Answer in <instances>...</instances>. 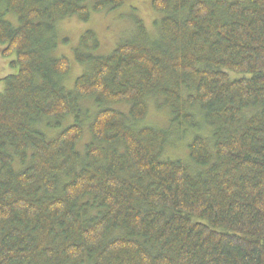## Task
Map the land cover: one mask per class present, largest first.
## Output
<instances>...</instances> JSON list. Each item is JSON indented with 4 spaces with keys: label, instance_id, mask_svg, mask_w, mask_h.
Returning <instances> with one entry per match:
<instances>
[{
    "label": "trees",
    "instance_id": "obj_1",
    "mask_svg": "<svg viewBox=\"0 0 264 264\" xmlns=\"http://www.w3.org/2000/svg\"><path fill=\"white\" fill-rule=\"evenodd\" d=\"M123 1L0 0V264H264V0H151L69 86Z\"/></svg>",
    "mask_w": 264,
    "mask_h": 264
},
{
    "label": "rangeland",
    "instance_id": "obj_2",
    "mask_svg": "<svg viewBox=\"0 0 264 264\" xmlns=\"http://www.w3.org/2000/svg\"><path fill=\"white\" fill-rule=\"evenodd\" d=\"M160 17L161 13L155 12L152 9L151 0H124L123 4L115 10L93 12L87 21H79L75 17H72L68 21L62 22L61 33L65 32V34L60 35L62 37H67L68 42L59 44L57 54L66 56L70 60V63H72L71 74L69 76L70 82L67 84L70 86L73 78L81 73L82 67L74 63L76 61L73 50L76 47L79 35L85 30L89 29L95 33L99 41V47L96 53L102 55L109 53L120 41L132 37L135 32L136 20L143 22L148 31H153V22ZM9 60H11V57H7L6 59L0 57V79L8 73L15 72V69H11L7 64ZM2 88L3 83L0 81V90H2ZM111 105L112 104H108L107 106ZM113 106L124 108L122 104H113ZM90 108H92L91 105ZM142 122L145 125L149 123L158 128H162L166 126L168 121L163 111L160 112V110L151 107L149 115L146 116L145 120ZM145 125L139 123V126ZM186 134L187 135L182 139H171V143L167 146V150L172 152V156L186 157L187 147L185 143L188 142L186 137L189 136V132Z\"/></svg>",
    "mask_w": 264,
    "mask_h": 264
},
{
    "label": "bare ground",
    "instance_id": "obj_3",
    "mask_svg": "<svg viewBox=\"0 0 264 264\" xmlns=\"http://www.w3.org/2000/svg\"><path fill=\"white\" fill-rule=\"evenodd\" d=\"M170 142V141H169ZM187 166V165H186Z\"/></svg>",
    "mask_w": 264,
    "mask_h": 264
}]
</instances>
